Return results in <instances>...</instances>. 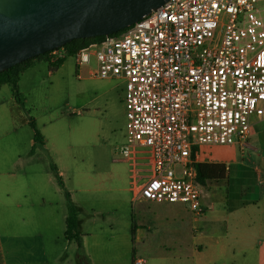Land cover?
Returning <instances> with one entry per match:
<instances>
[{
  "label": "built area",
  "instance_id": "obj_1",
  "mask_svg": "<svg viewBox=\"0 0 264 264\" xmlns=\"http://www.w3.org/2000/svg\"><path fill=\"white\" fill-rule=\"evenodd\" d=\"M65 55L58 47L48 58L55 64ZM93 55L92 76L126 82L120 156L136 166L142 154L149 166L145 174L134 167L135 199L186 203L204 213L200 147L245 146L251 113L264 109V0H168L80 49L77 66Z\"/></svg>",
  "mask_w": 264,
  "mask_h": 264
},
{
  "label": "rangeland",
  "instance_id": "obj_2",
  "mask_svg": "<svg viewBox=\"0 0 264 264\" xmlns=\"http://www.w3.org/2000/svg\"><path fill=\"white\" fill-rule=\"evenodd\" d=\"M96 67L94 55L89 64L81 67L77 66L75 55H69L59 67L46 58L35 60L25 69L18 82L20 107L0 111V171L18 172L26 164L34 149L29 145L34 138L30 121L36 123L49 144L63 147L72 143L74 159L69 160L64 151L63 156L74 173V193L82 204L80 219L85 222L86 234L96 251V264H113L107 258L114 257L119 264H131L136 256L152 264L142 249L140 234H133V224L136 230L145 228L144 240L176 249L186 246L185 237L200 225L201 214L191 212L188 204H175V208L184 207L177 210L154 203L159 207L156 210L151 202L134 198L131 167L121 161L119 152L127 143L126 82L121 77L92 76L90 71ZM239 147H236L239 156L242 151L248 152ZM202 148L222 154L228 147L204 145ZM51 162L54 157L50 151L38 150L36 169L47 171ZM236 168L232 167V188L236 184ZM143 207H146L145 213ZM80 231L84 238L86 231L82 228Z\"/></svg>",
  "mask_w": 264,
  "mask_h": 264
},
{
  "label": "crops",
  "instance_id": "obj_3",
  "mask_svg": "<svg viewBox=\"0 0 264 264\" xmlns=\"http://www.w3.org/2000/svg\"><path fill=\"white\" fill-rule=\"evenodd\" d=\"M11 88L9 84L0 87V111L20 107ZM252 114H256L254 119H251ZM251 115V134L245 146L223 145L228 148L222 154L206 152L202 148L204 145L200 147V162L221 163L227 171L224 178L205 182L206 194L202 199L205 210L198 218L200 225L195 226V232L187 233L186 246L168 249L144 240L145 228L135 229L152 264H264V109ZM26 122L29 123V119ZM29 145L34 146V138ZM237 146L246 148L248 152L242 151L239 156ZM42 149L53 154L65 188L77 206H82L74 193V173L69 170L68 159L63 156L64 151L69 160L74 159L72 143L59 147L45 140L44 145L29 153L21 170L0 171V264H78L77 243L65 236L68 213L65 191L51 168L38 170L34 163L38 150ZM138 157L136 166L121 157V161L130 164L131 177L135 168L144 174L149 168L143 155ZM16 163L17 160L13 166ZM234 165L237 167L234 172L236 184L232 188ZM151 203L156 210L159 207L154 203L163 205L165 209L177 210L184 207L175 208V204H186ZM146 211L143 207V213ZM81 228L86 231L83 238L85 250L92 263L96 264V251L86 234L83 220ZM178 258L181 261L176 262ZM107 261L119 264L115 257L107 258Z\"/></svg>",
  "mask_w": 264,
  "mask_h": 264
},
{
  "label": "water",
  "instance_id": "obj_4",
  "mask_svg": "<svg viewBox=\"0 0 264 264\" xmlns=\"http://www.w3.org/2000/svg\"><path fill=\"white\" fill-rule=\"evenodd\" d=\"M168 0H0V72L76 38L117 33Z\"/></svg>",
  "mask_w": 264,
  "mask_h": 264
},
{
  "label": "trees",
  "instance_id": "obj_5",
  "mask_svg": "<svg viewBox=\"0 0 264 264\" xmlns=\"http://www.w3.org/2000/svg\"><path fill=\"white\" fill-rule=\"evenodd\" d=\"M104 36L88 37V38H76L72 41L66 43L63 47L66 49L65 57L61 58L54 65L59 67L69 55H75L80 49L88 46L90 43L103 39ZM49 51L30 59H27L21 63L9 67L8 69L0 72V87L4 84H9L12 86L14 93L16 94V99L22 101L18 93V82L21 78L22 73L28 68L35 60L48 58ZM30 124L34 129V149L37 146H42L45 144V138L40 132L38 126L34 121H30ZM32 149V152L33 150ZM197 150V149H196ZM50 167L54 172L56 179L60 186L64 189L66 195L67 203V219H66V231L65 236L70 241H75L77 243L76 250V260L78 264H93L89 255L87 254L84 242L83 234L81 233V219L80 211L77 204L72 200L70 192L65 188L64 181L60 175L58 168L54 162H51ZM197 169V179L205 184L207 180L221 179L226 176L227 168L221 163H206L198 162L196 163ZM133 234L135 233V224L132 227Z\"/></svg>",
  "mask_w": 264,
  "mask_h": 264
}]
</instances>
